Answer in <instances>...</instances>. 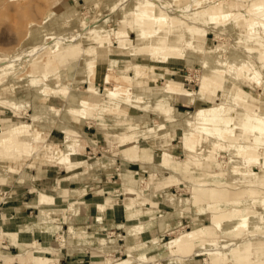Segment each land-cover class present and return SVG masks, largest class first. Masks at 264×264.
Here are the masks:
<instances>
[{"label": "rangeland", "instance_id": "374dc122", "mask_svg": "<svg viewBox=\"0 0 264 264\" xmlns=\"http://www.w3.org/2000/svg\"><path fill=\"white\" fill-rule=\"evenodd\" d=\"M137 1L139 0H2L0 2V107L5 106L3 108L8 112L0 111V123L31 125V129L29 128L25 134L17 138L20 139L18 144L26 147L27 152L34 147H41L45 143L44 137L38 136V129H42L40 127L51 129L53 125L54 131L47 130L50 137L48 143L51 144L47 154H50L51 149L61 153L74 150L70 157L67 156L59 162L62 165L59 168L63 170V175H67L68 172L62 162L68 164L73 161L77 150L73 144L81 140L87 141L88 138L96 140L95 136L90 134L94 132L93 129H90L94 124L92 120L95 117L98 121L107 119V125L111 126V123H109L112 121L111 119L123 118L122 115H119L121 110H129L130 90L126 89V92H123L125 88H121L123 91H116L115 82L113 81L108 86L113 92L110 97L104 100L106 106L108 105L107 107H101L99 110L90 108L86 111V116L80 123L74 122L73 116H69L71 114L79 116L77 108L68 110L67 114L69 115L59 120L62 114L60 113L59 104H62L61 99L65 97L63 95L64 90L67 91L71 86L72 74L76 71H79L78 74L87 73L85 65L84 68L82 67L83 69L71 68L81 57L80 42L90 44L91 35L102 34L112 44L118 45L120 39L118 40L117 37L110 34V30L127 28L132 30L135 36L138 31L142 32L141 37L148 39L149 45L154 47L155 51L168 54L169 49L179 50V57H167V59H180L169 63V66H175L178 69L177 74L171 77L162 76V78L157 75L156 84H161L163 79L171 78L174 79V82L177 81L183 84L184 91L181 92L182 94L191 93L194 96V98H190L191 104L189 108L185 109L186 111H183L184 109L179 110L184 114V118L194 119L199 111H208L205 117L212 119V121L203 125L198 132L206 134L214 140V146H211L213 149L210 151L211 159L197 153V149H185L183 147L184 152L182 151L184 138L180 136V131L173 132L170 121V119L178 118L174 117V107L168 102L165 95L156 98L159 101H139L138 104L144 106L140 108L138 105H133L134 112L130 113L121 123H124L129 130L140 132V136H144V139L147 136L161 139L163 141L162 145L170 149L176 160L187 159V166L193 167L192 169L189 167L188 171L196 175L195 179L210 182L212 180L216 181L217 176L222 182L227 183L231 190L243 191L242 195L245 196H242L239 200L220 198L211 202L205 193L194 198L195 194L192 187L194 182L175 183L178 186H171L170 192L173 194L168 195V198H184V207L193 205L202 207L198 215L204 217L203 221L195 224L187 219V222L179 228V233L169 234L165 238L166 241L175 235L183 234L196 224L207 223L210 226L208 237L196 249H214L215 253L207 252L201 255L209 258L219 256L221 258L220 263L223 264L228 262L232 264H252V253L264 251V224L256 222L245 226L244 229L239 226V228L221 229L214 223L207 221V218L218 217V221L227 220L230 217L231 209H233L237 214L247 211L248 214L245 215V219L252 222L264 219V202L262 201L264 199V185L261 184V182H264V144L260 141L261 139L257 143L250 142L252 139L257 138L249 133L248 124L239 119L242 115V109H244L248 112L246 117L261 116L264 122V0H235L236 3L234 4L232 0H142L144 4L141 5L139 10L141 22L137 28H131L134 26L133 16ZM219 3L224 4L226 7L225 10L223 7V12H231V16L227 19L215 21L207 13L211 12ZM66 8H68L70 17L65 21H61L58 16H61L62 11ZM235 16L241 19L236 20L235 18L234 20ZM79 23L82 26H79ZM184 30L185 35L183 34ZM117 35L119 38L122 37L119 33ZM130 46L131 42L129 49ZM197 50H203L208 57L222 60H228L229 53L234 51L236 52L234 67L230 68L229 72L225 74H218L205 67L193 55L190 56L193 62L187 64L183 61H186L183 57L184 52H195ZM96 51L97 56L92 60L87 59L85 62V64L92 66L91 74L84 82L72 84V92L75 91L81 94L85 91L86 85L84 83L89 82L87 80L94 73V65L98 56L104 57L105 53L103 51L107 53L106 48H97ZM45 54L46 59H49L47 61L42 60ZM138 56L130 55L133 65H148L149 61H157L152 60L147 52L139 53ZM107 68L106 62L97 64L96 82L94 78L96 89L92 90L94 92L88 91L86 98L91 93L99 94L105 89L103 76L106 74ZM98 72L102 73L99 77ZM225 79L230 83L226 98L219 101L217 97H209V90L215 89L214 85L211 84L222 85ZM167 81L173 80L168 79ZM147 85H152V83L148 82ZM24 86L28 87L31 93L25 98H16L15 95L20 92V89L15 87ZM162 90L167 89L159 88L155 89L154 92ZM198 92L200 94L197 96ZM221 92L222 89H220ZM10 98L16 99H13L15 101L14 107L7 104ZM72 100L75 101L73 97ZM34 105L37 107L36 111ZM221 105L237 109V117L232 118V121L224 118H220V120L214 112ZM196 106V113L190 116ZM140 115H143V117L141 118ZM71 118L73 121H71ZM135 119L141 121L138 126L132 125ZM182 119L178 120V129L180 126L179 121ZM85 121L86 123H84ZM89 122L92 125L89 126L87 124ZM79 125H81L82 131L87 136L78 129ZM0 126L2 127V125ZM149 129H152L149 132L150 135H144V131H149ZM74 131V136H71ZM113 134L112 132L110 135ZM215 142L227 146L247 145L249 154L235 162L232 168L234 172H229V168L224 165V163H228V153L224 152L225 149L222 147L218 149ZM61 144H64V147ZM1 147L0 157L2 158H13L16 161L30 159L28 154L18 150L15 145L7 146L6 144ZM104 149L119 153L122 150L119 142L109 143L108 147L103 144L98 146L96 143L90 144L91 153L88 149L89 152L85 153L82 160L87 163V157H96V155L102 157V159L107 158L111 153L106 152ZM159 153L157 152L156 156ZM184 153L191 155L186 156ZM117 158L115 156L112 159ZM119 159L123 165L129 164L121 156ZM170 159L171 156L166 154L162 156L161 160L170 161ZM198 162H203L207 170H212L213 176H205V170L193 166L194 163ZM11 165L7 167L10 168ZM157 169L158 173H162L165 177L169 176L171 181L181 182L180 172L172 173L167 170L163 171L160 168ZM0 171V185L6 184L10 176L16 177L20 183L31 179L23 174L20 175L18 172L9 174L5 168H1ZM24 171L29 175L31 172H36L37 178L41 172L35 166H30L28 170ZM117 174L119 176V171ZM62 176L55 177L53 187L50 190H39L36 196L41 194L54 196V193L51 194L50 191L55 190L56 182ZM206 177L209 178L206 179ZM116 181V183L120 182L119 180ZM116 189L112 188V192ZM67 193L64 190L61 193L58 192V195L55 196L59 197L60 195L66 199L70 198ZM218 206L223 211L219 215H217ZM237 214H233V217H238ZM249 243L255 244V246L247 247ZM120 244L115 245L120 247ZM55 246L57 247V243ZM112 254L115 259L122 258L121 252L119 253L117 249ZM197 258L200 259V257Z\"/></svg>", "mask_w": 264, "mask_h": 264}, {"label": "crops", "instance_id": "0c3cea01", "mask_svg": "<svg viewBox=\"0 0 264 264\" xmlns=\"http://www.w3.org/2000/svg\"><path fill=\"white\" fill-rule=\"evenodd\" d=\"M120 30H123L122 33H126L124 39L131 42L132 55L138 56L137 38L132 30L127 28L111 29L110 34L116 37ZM103 52L105 55L104 57L98 56L94 65V73L87 80L89 82L84 83L86 87L85 91L81 93L82 95L75 91L71 93L76 102L85 99L91 88L96 89L94 78L96 82V67L100 62H106L108 66L107 72L103 76L104 86V80L111 70H114L120 76L125 77L127 75L134 79L140 78L131 74V57L116 54L110 58L107 56L106 51ZM179 60L169 58L165 62L149 61L148 65L160 69L157 72L158 77H171L177 74L178 69L175 66H169V63ZM101 74V72H98V77ZM157 75L155 77L144 76L157 81ZM166 79L174 81L171 78ZM178 83L180 84L178 91L162 90L159 92H154L150 86L145 85L143 82L137 81L132 84L130 87L129 110L119 112V115L124 118L111 119V122L108 121L111 123L110 126L107 125V119L98 121L95 117L92 120L93 127L90 128L94 132L90 134L95 136L96 140L88 138L87 141L81 140L73 144L77 148L73 161L68 164L62 162L68 172L67 175H63V170L59 168L62 165L59 162L67 156L70 157L74 150L61 153L51 149L62 154L57 162L50 160L49 154L12 162L10 168L7 167L10 162H1L0 169L5 168L7 173L15 174L18 172L20 175L23 174L31 179L20 183L16 177L10 176L6 184L0 185V264H223L220 263L221 258L219 256L209 258L196 253L193 258L179 259L168 255L166 245L173 238L166 241L165 238L169 234L178 232L179 228L187 222V219H190L191 223L193 219L197 222L203 221L204 216L198 215L202 207H184L182 202L184 198H168V195L173 194L170 192L171 186H178L177 184L187 181H195L196 175L188 171L189 167L191 169L193 167L187 166V159L176 160L170 149L162 145L163 141L161 139L150 136L144 139V136H140V132L129 130L124 123H121L130 113L134 112L133 105H138L140 108L144 106L138 104L139 101H159L156 98L165 95L168 102L174 107V117L178 118L170 119L173 132L180 131L177 123L180 118L184 120V114L179 110L184 109L183 111H186L185 109L189 108L191 104L190 98H194V96L191 93L182 94L181 92L184 91L183 84ZM211 85H214L215 89L209 90V97H217L219 101L224 100L227 96V88L216 83ZM15 88L20 89V92L15 95L18 99L25 98L31 93L26 86ZM220 89H222L221 93ZM199 94L200 92L197 96ZM196 111L197 106L190 116H193ZM60 113L62 114L59 120L69 115L65 111H60ZM140 117L142 118L143 115H140ZM73 120L77 123L82 121L81 118L76 116H73ZM73 120L71 118V121ZM192 120L190 119V121ZM140 122L139 119H135L132 125L138 126ZM87 124L92 125L90 122ZM10 125L13 124H7L5 128H9ZM40 128L42 129H38V136L44 137L45 144L33 149L41 152L50 148L51 144L48 143L50 137L47 130L54 131V126L52 125L51 129ZM78 129L82 131L81 125L78 126ZM151 131L152 129L144 131V135H150L149 132ZM112 132L114 134L110 135ZM74 134L75 131L71 133V136H74ZM84 134L87 136L86 133ZM112 138L119 142L122 148L121 154L104 149L106 152L111 153L107 158L102 159V157L96 155V157H87V163L82 160L85 153L89 151L91 153L90 144L96 143L97 146L103 144L108 147V144L112 143ZM11 140L12 138H8V136L2 137L0 138V145ZM61 146L64 147V144H61ZM182 151L184 152L183 146ZM46 152H49V150ZM157 152L160 153L156 156ZM166 154L171 156L168 168L160 165L162 156ZM115 156L118 158L112 159ZM120 156L130 164V166L128 164L124 168L127 177L131 180H138L136 186L128 195L124 194V186L121 185L120 169L122 166L120 165H122V162L119 159ZM30 166H35L41 170L38 178L36 172H31L29 175L24 171L28 170ZM193 166L205 170V176H213L212 170H207L203 162L194 163ZM156 167L172 173L180 172L181 182L171 181L169 176L165 177L162 173H158ZM13 171L14 173H12ZM59 176L62 177L57 180L55 190H51L50 193H54L55 196L58 195V192L61 193L65 190L70 198L66 199L60 195L54 197L47 194L36 196L39 190H50L53 187L55 177ZM209 177H206V179ZM116 180L120 182L116 183ZM112 188L117 189L112 192ZM40 212L44 213L41 221ZM244 214H248V212L244 211ZM2 217L6 218V223L3 222ZM256 222V220L254 222L248 220L249 225ZM103 241L107 244L100 246ZM56 243L57 247H54ZM119 243H121L120 247H117L115 244ZM116 249L119 253L121 252V259H115L113 256L112 253ZM197 257H200V259ZM205 259L206 262H204ZM252 260V264H264V251L252 253Z\"/></svg>", "mask_w": 264, "mask_h": 264}, {"label": "bare ground", "instance_id": "6f19581e", "mask_svg": "<svg viewBox=\"0 0 264 264\" xmlns=\"http://www.w3.org/2000/svg\"><path fill=\"white\" fill-rule=\"evenodd\" d=\"M232 3L234 4V3H236V1L232 0ZM143 4H144V1H142V0H139L136 2L134 16H133L134 17V26H132L131 28H137L139 26V24L141 22V16L139 15V10L141 8V5H143ZM223 7L225 10V8H226L225 5L219 3L215 6V8L211 12H208V13L206 12V13L210 14L211 19H213L215 21L218 19H227L231 16V14H230L231 12L230 13L229 12H223ZM228 7H230V6H228ZM62 15L64 17H61ZM62 15L61 16L59 15L60 17L58 16L59 20L65 21V20L69 19L70 15L68 14V8H66L65 10L62 11ZM237 17L238 16H235L234 20H235V18H236V20L241 19V18H237ZM232 20H233V18H232ZM79 26H82V24L79 23ZM245 28H247V27H245ZM119 34H121L122 37L119 38L118 35L116 36L118 40L120 39V42L118 43V45L112 44L110 42V40H107L105 38V36L102 34L91 35V40H90L91 43L90 44H87V43L83 44L82 42H80L81 57L78 59V61L76 63H74L71 66V68L83 69L84 65H85V67H87V73L83 72L81 74H78L79 71H76L72 74L73 77L71 79V86H69V89L67 91L64 90L63 95H65V97L63 99H61V97H60L61 102H62L61 105L59 104L60 111H65L67 113L68 110L73 109V108H77L79 116H76V117L83 119L86 116V111L89 110L90 108H97L98 110L101 109V107L104 108L106 106V103H104V100L106 98L110 97L111 96L110 94L113 92V90H110V88L108 87L110 84H112L113 81L115 82V90L116 91L117 90L118 91L124 90L123 92H126V89L130 90L131 85L135 84L137 81L143 82L145 85H147L148 82L152 83V85H147V86H150L153 90L159 89V88H165L167 90L178 91L180 89V84L178 82L167 81V79H163L161 84H156L155 80L149 79V78L144 76V75H148L150 77L155 76V75H157V72L160 71V69L150 67L149 65H133L132 64L130 67L131 74H133L135 77H137V76L140 77L139 79H134L133 77H129L127 75L125 77L120 76L114 70H111V72H109L107 74V76L104 80L105 89L102 92H100L99 94L91 93L87 98L82 99L79 102L73 101L72 96H71V92L73 90L72 84L84 82L86 80V78L88 77V75L91 74L90 72H91L92 66L85 64V62L87 61V59L92 60V59H94L95 56H97V53H96L97 48H106L107 54H108L107 56H109L110 58L116 54H119L120 56H123V57H130V55L132 54L131 50L129 49L130 40L124 39V36L126 35V33L121 32ZM141 34H142V32L138 31V33L136 35L137 43H138V49H137L138 53H146L147 52L151 56L152 60H157V61H165L167 59V57H169V56H172V57H174V56L179 57L180 56L179 50L174 49V48L169 49L168 54L165 52H161V51H155V48L151 47L149 45L148 39L142 38ZM183 34L184 35L186 34L185 30L183 31ZM222 47L224 48V46H222ZM150 49H153V50H150ZM192 55H193V57H196L198 60H200L205 67L211 69L213 72H216L218 74H225V73L229 72L230 68L234 67V60H235L236 52L231 51L229 53V56H228L229 59L228 60H222L220 58L208 57L203 52V50H197L195 52L187 51V52H184V54H183V57L186 59L187 63L193 62L192 59L190 58V56H192ZM46 57H47L46 54L43 55L42 60L43 61L49 60L48 58L46 59ZM222 85L225 86V88H227V90L229 91V89H230L229 81H227L225 79L224 84H222ZM121 88H125V89L122 90ZM92 90L93 89L91 88V92H94ZM115 90H114V92H115ZM13 99H15V98H10V99H8L9 102H7V104L11 107H13L15 105V101ZM107 100H109V99H107ZM34 106H35L34 109L36 111L37 107H36V105H34ZM3 107H5V106H3ZM3 107H0V111H7ZM207 112L208 111H206V110L205 111H199L197 113L196 117L192 121H190L188 119L185 120V118H184V120L179 121V123H180L179 127H180V136L182 138H184L183 147L185 149H193V150L197 149V151H196L197 153H200V155L203 154V156L205 158L207 157V158L211 159L210 151L213 149V147H211V146H214V140L212 138L208 137L206 134L198 132L202 128L203 125H206L207 123H210L212 121V119H207L205 117ZM214 113L217 116H219V119L224 118V119H229V121H232V118L237 117L236 116L237 115V109H234V108L226 106V105L218 106V108L215 109ZM247 113H248L247 110L242 109V115L240 116L239 119L241 121L245 122L246 124H248L249 133L253 134L254 138L255 137L257 138V139H252L250 142H256L257 143V141H259L261 139L260 141L264 144V122H263V118L261 116H258L255 118L251 117V116L246 117ZM71 115L75 116L74 114H71ZM0 125H2V127L0 126V138L7 137V136H8V138H12L11 141L4 143L3 145H6V144H7V146L15 145L18 150H21L23 153L28 154L30 156V159L35 158L37 156H41L43 154H47L46 151L48 150V148L41 151V152L37 151L36 149H30L29 152H27L26 147L18 144L20 139H17V138H19V136L25 134V132L30 128L31 125H25V124H19L18 123V124L10 125V127L7 129L5 128V126L7 125L6 123L5 124L0 123ZM196 130H197V132H195ZM112 142L117 143L115 138H112ZM251 144H253V143H251ZM215 145L217 146L218 149L219 148L221 149V147L224 148L225 149L224 152L228 153V163H224V162H221V163H224V165L229 168V172H232V173L234 172V169H232V168H233L235 162H237L238 160L244 158L245 156H247L249 154V151L247 150V145L237 144V145H228L227 146L224 144L221 145L220 142H217ZM1 146L2 145H0V148H2ZM61 155L62 154L51 151L49 154V158H50V160L57 162L58 158ZM15 161H16V159H13V158L9 159V158L0 157V164H1V162H5V163L10 162V164H11L12 162H15ZM160 165L168 168V166L170 165V162L161 160ZM120 166H122V168L120 169L121 170L120 172H121V180H122L121 184H122V186H124L123 192L125 195H128L130 193V191H132V189L136 186L138 180L129 179L127 177V174L125 173V170H124L126 165L122 164ZM192 182H194L192 185L193 192L195 194L194 198L197 197L198 195L205 193L207 195V197L209 198V200H211V202H212L213 200H218L220 198L221 199H223V198L229 199L230 198L229 200H232V199L239 200L242 198V196H244V195H242L243 191L231 190L229 188L228 184L225 182H222V180L217 176H216V181L212 180L210 182H206L205 180L196 179L195 181H192ZM261 184L264 185V182H261ZM262 201L264 202V199H262ZM191 207H195V206L193 205ZM218 209L219 210H218L217 215L222 214L223 213L222 208L218 206ZM43 214H44L43 212H40V221L43 220V217H44ZM233 214H235V210L231 209L230 217L227 220L218 221V217H210V218H207V221L214 223L217 227H219L221 229L222 228H229V227H232V228H234V227L239 228L240 227V228L244 229L245 226L249 225L248 220L245 219L246 214H244V212L241 214L236 213L238 215V217H233ZM2 220L4 223H6L5 217H2ZM192 223L193 224L197 223V220L193 219ZM257 223L264 224V219L257 221ZM209 229H210V226L208 224H207V226L205 225V223L199 224V225L196 224L192 228L190 227V229H187L183 234L175 235L166 245V250H167L168 255L170 257H175V258H179V259H190V258H193L196 253H200V254H204L207 252H214L215 253L214 249H205V248L196 249L197 246L200 245L201 242H203L207 239L208 234H209ZM104 244H106V243L102 242V244H100V246H102ZM248 245L249 246H247V247H250V246L254 247L255 246V244H251V243H249ZM98 248H99V246H98ZM204 262H206V260H204Z\"/></svg>", "mask_w": 264, "mask_h": 264}]
</instances>
